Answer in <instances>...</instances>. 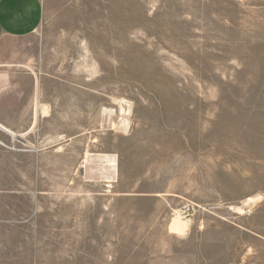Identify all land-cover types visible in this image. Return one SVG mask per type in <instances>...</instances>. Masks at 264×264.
<instances>
[{
    "label": "rangeland",
    "instance_id": "1",
    "mask_svg": "<svg viewBox=\"0 0 264 264\" xmlns=\"http://www.w3.org/2000/svg\"><path fill=\"white\" fill-rule=\"evenodd\" d=\"M43 2L0 51V264H264V0Z\"/></svg>",
    "mask_w": 264,
    "mask_h": 264
},
{
    "label": "crops",
    "instance_id": "2",
    "mask_svg": "<svg viewBox=\"0 0 264 264\" xmlns=\"http://www.w3.org/2000/svg\"><path fill=\"white\" fill-rule=\"evenodd\" d=\"M44 12L43 0H0V51L17 39L33 35L42 25ZM11 57V53L0 55V62L7 63Z\"/></svg>",
    "mask_w": 264,
    "mask_h": 264
},
{
    "label": "bare ground",
    "instance_id": "3",
    "mask_svg": "<svg viewBox=\"0 0 264 264\" xmlns=\"http://www.w3.org/2000/svg\"><path fill=\"white\" fill-rule=\"evenodd\" d=\"M0 126L2 127V125H0ZM5 128H7V127H5ZM5 128H4V129H5ZM8 130H9V129H8ZM13 135H14V134H13ZM106 160H107L108 164H109V161H110V160L115 161V159H112V158L109 159V157L106 158ZM111 166H112L113 172H115V170H116V169H115V164L113 163ZM108 168H109V165H108ZM188 225H189V220H185L184 217H182L181 214H178V215L174 218V220L172 221V224H171V231H172V232H175L176 234H182V233H184V231H186Z\"/></svg>",
    "mask_w": 264,
    "mask_h": 264
},
{
    "label": "built area",
    "instance_id": "4",
    "mask_svg": "<svg viewBox=\"0 0 264 264\" xmlns=\"http://www.w3.org/2000/svg\"><path fill=\"white\" fill-rule=\"evenodd\" d=\"M0 129H2V130H4V131H6V130H5L3 127H1V126H0Z\"/></svg>",
    "mask_w": 264,
    "mask_h": 264
}]
</instances>
